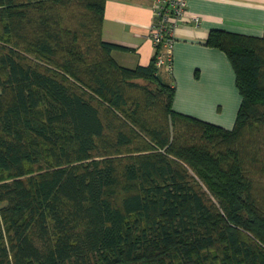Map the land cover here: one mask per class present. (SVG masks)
I'll list each match as a JSON object with an SVG mask.
<instances>
[{"label": "trees", "instance_id": "trees-1", "mask_svg": "<svg viewBox=\"0 0 264 264\" xmlns=\"http://www.w3.org/2000/svg\"><path fill=\"white\" fill-rule=\"evenodd\" d=\"M105 0H0V264H264V34L211 30L241 103L173 109L128 68Z\"/></svg>", "mask_w": 264, "mask_h": 264}, {"label": "crops", "instance_id": "crops-1", "mask_svg": "<svg viewBox=\"0 0 264 264\" xmlns=\"http://www.w3.org/2000/svg\"><path fill=\"white\" fill-rule=\"evenodd\" d=\"M152 7L153 0H105L102 38L124 47L112 51L120 65L149 64L155 52ZM187 16L198 17V23L187 19L176 27L172 69L159 68L174 85L173 109L231 129L241 103L234 70L226 54L206 40L211 30L263 36L264 0H189Z\"/></svg>", "mask_w": 264, "mask_h": 264}, {"label": "built area", "instance_id": "built-area-1", "mask_svg": "<svg viewBox=\"0 0 264 264\" xmlns=\"http://www.w3.org/2000/svg\"><path fill=\"white\" fill-rule=\"evenodd\" d=\"M189 0H153V21L150 27V37L153 43L162 44V50L157 55V66L172 69V48L174 31L185 20L198 23V17L187 18Z\"/></svg>", "mask_w": 264, "mask_h": 264}, {"label": "rangeland", "instance_id": "rangeland-1", "mask_svg": "<svg viewBox=\"0 0 264 264\" xmlns=\"http://www.w3.org/2000/svg\"><path fill=\"white\" fill-rule=\"evenodd\" d=\"M160 73H161V71H160ZM161 78L164 80V78H163V76L161 75ZM165 81V80H164Z\"/></svg>", "mask_w": 264, "mask_h": 264}]
</instances>
